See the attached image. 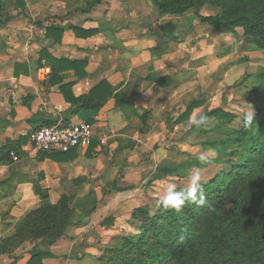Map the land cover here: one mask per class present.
Masks as SVG:
<instances>
[{
    "label": "crops",
    "instance_id": "obj_1",
    "mask_svg": "<svg viewBox=\"0 0 264 264\" xmlns=\"http://www.w3.org/2000/svg\"><path fill=\"white\" fill-rule=\"evenodd\" d=\"M90 1L0 0V239L44 201L85 193L88 186H76V179L128 172L123 157L140 161L143 146L124 140L148 142L156 118L160 122L173 108L172 98H180L181 87L195 72L192 63L204 54L193 40L195 31L178 37V31L161 26V18L152 25L142 19L141 0H103L89 7ZM49 12L58 15L48 19ZM74 25L81 29L76 32ZM48 54L84 64L63 63L54 73ZM99 84L104 87L96 99L104 101L102 107L79 108L74 100L90 96ZM185 110L179 109L174 120ZM60 121H90L98 134L111 129L116 134L105 144L95 139L89 148L73 149L61 159L43 157L30 134ZM6 149L19 159L11 154L2 159ZM78 216L67 237L56 243L38 239L30 251L18 249L0 264H27L33 248L55 254L44 264H68L61 260L62 250L85 228V218L78 222Z\"/></svg>",
    "mask_w": 264,
    "mask_h": 264
},
{
    "label": "trees",
    "instance_id": "obj_2",
    "mask_svg": "<svg viewBox=\"0 0 264 264\" xmlns=\"http://www.w3.org/2000/svg\"><path fill=\"white\" fill-rule=\"evenodd\" d=\"M102 1L91 0L88 6ZM149 1L162 16L183 15L194 9L200 23L219 33H235L243 28L244 33L251 36L250 41L264 50V0ZM206 5L217 7L219 11L202 14ZM71 27L76 32L81 29L76 25ZM52 28L55 26L48 30ZM46 57L54 63V73H58L63 63L84 64L49 54ZM158 82L165 84L163 79ZM103 87L99 84L90 96L74 102L79 108L100 109L104 101L96 99V93ZM204 103L205 99H192L176 123L189 120L194 110ZM205 116L214 117L218 124L236 118L235 113L221 107L211 109ZM247 116L245 114L240 125L232 127L226 136L202 143L204 150L219 152L222 155L219 162L229 165L201 183L206 204L197 207L186 203L180 212L160 206L153 211L149 204L137 207L133 217L140 222V232L136 236L119 237L98 258L100 264H264V106L255 108L250 125L246 124ZM41 152L43 157L56 159L68 153ZM10 154L11 150L6 149L1 158L8 160ZM163 170L168 174L177 173L175 168ZM72 199L63 194L56 203L44 201L28 212L12 234L0 239V255L12 254L26 241L42 238L56 243L67 237L75 224ZM88 214L89 211L79 214L78 222ZM31 253L27 264H44V259L55 256L52 251L39 248H33ZM8 264H16V261Z\"/></svg>",
    "mask_w": 264,
    "mask_h": 264
},
{
    "label": "rangeland",
    "instance_id": "obj_3",
    "mask_svg": "<svg viewBox=\"0 0 264 264\" xmlns=\"http://www.w3.org/2000/svg\"><path fill=\"white\" fill-rule=\"evenodd\" d=\"M140 4L146 17L142 19L151 25L161 18L162 27L174 29L180 33L178 37L184 38L195 31L193 40L202 47L204 54L192 63L195 72L181 87L180 98H172L173 108L160 122L157 121L160 118H156L148 144L132 138L124 140L126 145L143 146L139 150L140 161L129 163L128 157L124 156V167L131 168L128 172L97 175L91 180L86 177L76 179V186L88 188L85 193L72 196L74 219L86 211L90 214L83 221L84 231L73 236L77 239L62 250L61 260L66 259L68 264H100L98 256L119 237L137 235L140 222L133 217L137 207L149 204L154 211L169 186H175V191L179 192L190 186L191 177L198 175L200 183L207 182L228 168L227 163L219 162L222 159L219 152L204 150L202 143L226 136L232 127L240 125L245 114L254 115L256 107L264 106V50L250 41L251 36L249 38L243 28L222 34L200 23L194 9L183 15L162 16L149 0L144 3L141 0ZM56 11L62 12V9ZM218 11L217 7L206 5L201 13L216 14ZM49 15L48 19H51L58 14L49 12ZM194 98H203L205 103L194 110L189 120L176 123L174 117L179 109L185 110ZM216 107L235 113L236 118L218 124L214 117L205 116ZM201 116L206 117L205 122H191L200 120ZM165 119L163 126L161 122ZM163 168H175L177 173H165ZM32 242H24L12 254L18 249L23 253L30 251ZM6 255L9 254L3 255L5 258L0 261H6Z\"/></svg>",
    "mask_w": 264,
    "mask_h": 264
},
{
    "label": "built area",
    "instance_id": "obj_4",
    "mask_svg": "<svg viewBox=\"0 0 264 264\" xmlns=\"http://www.w3.org/2000/svg\"><path fill=\"white\" fill-rule=\"evenodd\" d=\"M114 134L116 131L111 129L100 135L96 132L94 124L88 121H60L33 130L30 141L44 152H69L73 149L89 148L95 139L105 144ZM11 155L14 160L19 159L15 153Z\"/></svg>",
    "mask_w": 264,
    "mask_h": 264
},
{
    "label": "clouds",
    "instance_id": "obj_5",
    "mask_svg": "<svg viewBox=\"0 0 264 264\" xmlns=\"http://www.w3.org/2000/svg\"><path fill=\"white\" fill-rule=\"evenodd\" d=\"M206 117L201 116L198 121H191L193 123L201 124L205 122ZM253 120L252 115L246 117V124L250 125ZM190 186L186 191H175V186H169L165 194L157 201L158 206L164 209L175 210L180 212L186 203L194 204L197 207L204 206L206 204V197L204 189L199 181V177H191Z\"/></svg>",
    "mask_w": 264,
    "mask_h": 264
},
{
    "label": "water",
    "instance_id": "obj_6",
    "mask_svg": "<svg viewBox=\"0 0 264 264\" xmlns=\"http://www.w3.org/2000/svg\"><path fill=\"white\" fill-rule=\"evenodd\" d=\"M249 38H250V36H249Z\"/></svg>",
    "mask_w": 264,
    "mask_h": 264
}]
</instances>
